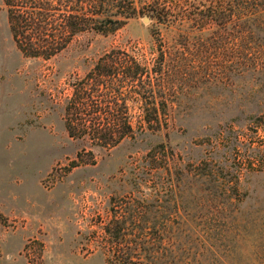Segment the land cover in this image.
Wrapping results in <instances>:
<instances>
[{"label":"rangeland","instance_id":"obj_1","mask_svg":"<svg viewBox=\"0 0 264 264\" xmlns=\"http://www.w3.org/2000/svg\"><path fill=\"white\" fill-rule=\"evenodd\" d=\"M145 17L31 58L0 0V264H264V69L237 58L232 30L207 44L215 29ZM111 49L165 75L151 71L154 94L148 75L91 91L89 119L128 115L136 131L106 147L70 133L67 106ZM155 105L161 128L145 121Z\"/></svg>","mask_w":264,"mask_h":264},{"label":"trees","instance_id":"obj_2","mask_svg":"<svg viewBox=\"0 0 264 264\" xmlns=\"http://www.w3.org/2000/svg\"><path fill=\"white\" fill-rule=\"evenodd\" d=\"M4 3L13 40L26 57L51 59L68 48L81 34L96 32L108 35L122 28L132 18L148 16L155 23L166 27L175 25L192 28L203 34L215 29L216 32L208 36L212 42L227 39V36L218 33L232 30L236 32L233 38L237 58L240 61L252 59L254 70L264 69L263 65H259L263 56L259 42L264 39V34H261L264 33V0H4ZM183 38L188 42L191 32H187ZM211 41L207 44L215 43ZM254 44L256 46L252 49ZM253 54L255 56L250 57ZM129 57L126 51L111 49L105 52L88 74L94 81L92 90L84 82L76 86L73 103L67 106L74 116L68 122L70 133L74 126L85 128L86 131L93 130L100 134L93 138L94 141L106 147L136 137L128 115L124 121L120 119V123L116 120L109 122V126L103 130L99 127L100 117L89 119L91 115L87 114V107L84 106L85 101L95 97L91 91H98L99 86L108 84L107 79L119 75L130 80L148 75L149 79L142 87L147 93L154 94L155 85L150 73L154 71L155 74L165 75L164 66L161 65L158 71L155 66L150 68ZM160 58L165 59L164 52ZM91 103L96 108L91 110H103L99 109L98 98ZM144 110L145 121L150 125L155 122L161 128L165 109L155 105ZM116 132L119 133L118 139L114 138Z\"/></svg>","mask_w":264,"mask_h":264},{"label":"water","instance_id":"obj_3","mask_svg":"<svg viewBox=\"0 0 264 264\" xmlns=\"http://www.w3.org/2000/svg\"><path fill=\"white\" fill-rule=\"evenodd\" d=\"M150 20V18L149 17H145V21H149Z\"/></svg>","mask_w":264,"mask_h":264}]
</instances>
